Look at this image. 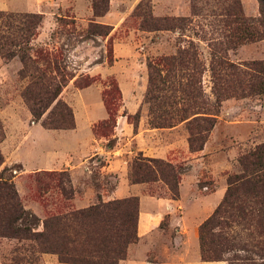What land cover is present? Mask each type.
<instances>
[{"label":"rangeland","instance_id":"obj_1","mask_svg":"<svg viewBox=\"0 0 264 264\" xmlns=\"http://www.w3.org/2000/svg\"><path fill=\"white\" fill-rule=\"evenodd\" d=\"M233 1L110 0L109 12L99 20L102 17H95L94 0H0V12L17 15L0 20V39L7 34L9 43L14 40L17 46H27L22 35L4 25L19 26L27 21L20 16L38 14L42 24L29 46L54 54L67 72L76 76L61 100L73 109L75 129L79 120L78 136L70 132L75 129H49L50 111L40 121L33 117L27 104V67L19 56L9 59L0 54V153L4 161L0 178L15 185L23 208L31 215L24 226L41 232L47 218L113 201L109 198L122 186L124 197L115 200L136 197L139 212L141 194L168 199L175 205L159 212L152 206L154 214L159 213L160 225L149 253L151 262L163 264L160 258H178L185 253L202 259L199 232L198 246L191 237L187 239L186 232L200 228L215 214L230 182L245 176L242 159L264 143V93L224 101L209 134L204 130L208 124L202 129L190 126L193 118L181 122L176 113L184 108L181 94L175 91L176 81L184 87L190 83L193 91L200 88L203 96L215 103L213 49L221 47L220 39L234 24V17L224 11ZM240 1L247 18L262 19L264 3ZM184 18H191L192 23L175 21ZM6 46L19 53L18 47ZM192 46L205 72L183 67L180 72L173 71L175 80L168 74L172 68L165 59ZM226 57L244 68L264 63V40L230 50ZM151 66L156 72L153 86ZM192 75L194 82L190 81ZM88 83L92 85L84 88ZM195 94L200 96L195 98L198 104L206 100ZM100 111L106 114L105 119L92 115ZM159 117L162 120L156 119ZM191 132H203L207 138L203 151H191ZM98 145L101 155L93 156ZM138 159L175 166L182 173L180 198L174 200L162 180L134 184L132 174ZM78 160L83 163L75 168ZM244 181L233 187V209L221 221L222 229L213 230L215 235L226 232L228 238L235 239L237 252L225 254V261L208 263L230 264L226 260L234 259L235 264H264V195L247 194L245 188L250 184L243 185ZM134 185L142 188L141 192L129 189ZM63 189L73 190L72 198ZM171 263L180 264L179 259ZM0 264L66 263L57 255L42 253L34 241L0 237Z\"/></svg>","mask_w":264,"mask_h":264},{"label":"trees","instance_id":"obj_2","mask_svg":"<svg viewBox=\"0 0 264 264\" xmlns=\"http://www.w3.org/2000/svg\"><path fill=\"white\" fill-rule=\"evenodd\" d=\"M259 1L264 3V0ZM109 8L110 0H94L95 17L106 15ZM193 11L195 12L194 16L199 15L196 13V6L194 5ZM224 11L234 17V24L232 28L228 25L231 30L220 39V42L217 40L221 47L213 49L211 68L215 79V103L205 95L203 96L200 88H198V92L197 90L193 91V86L190 83L184 87L183 83L176 81L177 87H175V91L181 94V103L184 107L176 112L180 116V121L185 122L193 118L188 122L189 125L201 129L205 126L204 124H208L204 129L206 134L213 130L215 116H218L224 101L231 98H248L264 93V63H252L245 65L244 68L242 65L230 62L226 57L230 50H235L250 42L264 40V8L262 9V19L247 18L240 0H234L233 5L225 8ZM16 16L0 12V20H11ZM20 17L27 19L22 25L14 26L9 22L5 25L2 23V25L8 31L22 35L20 38L24 43L27 42V46H17L14 40L9 43L11 38L5 34L0 39V54L9 59L19 56L25 68L27 67V79L29 80L27 104L36 120H42L50 111L46 124L49 129H75L73 109L61 100V95L76 76L69 74L67 68L54 54L44 49H34L29 46L41 27V16L26 14ZM32 18L38 19V22H33L34 19ZM175 21L192 23L191 18ZM175 28L170 27V29ZM164 29L170 30L158 28V30ZM8 44L12 45L11 47H18L19 53L8 48L9 46H6ZM222 46H227V49L223 50ZM26 47L27 53L25 52ZM20 52L26 54H20ZM223 52L226 53L225 56L222 55ZM198 57L196 47L192 46L191 49L180 51L178 56L165 59L166 65L172 68L168 74L170 76L173 74L176 80L173 71L180 72V68L183 67L192 69L194 73L196 70H200L204 74V64L197 59ZM150 69L151 85L153 86L156 72L154 73L152 66ZM160 78H162L161 83L164 82L161 74ZM190 81H195L194 75ZM91 85L92 83H88L84 88ZM195 92L205 97L206 100L198 104L195 98L200 96H197ZM156 119L162 120L161 117ZM202 133L193 134L191 132L189 144L192 152L204 150L207 138L203 137ZM144 162L151 163L152 166ZM241 163L245 176L230 182V189L223 204L199 228L203 262L225 261V254L237 252L235 239L228 238L226 232H220L219 235L213 233L216 227L222 229L221 221L226 218L229 209H233L231 201L233 187L239 181L245 180L243 185L248 186L250 184L245 188L247 194L252 192L254 195L259 193L264 195V143L248 157L243 158ZM3 164V156L0 153V168ZM65 173L63 172V174ZM132 175L134 184L162 180L168 185L173 199L178 200L180 198L182 173L172 164L159 160L138 159L134 163ZM62 191L66 196H69V199L74 194L73 190L67 192L63 189ZM30 216L21 204L15 185L0 178V237L2 238L34 241L38 243L42 253L57 255L60 261L66 264H119L120 261L127 258L129 246L139 241V200L136 197L101 202L87 209L71 212L66 216H51L44 221V229L41 232L24 226L26 220L28 224ZM226 261L235 264L234 259Z\"/></svg>","mask_w":264,"mask_h":264},{"label":"crops","instance_id":"obj_3","mask_svg":"<svg viewBox=\"0 0 264 264\" xmlns=\"http://www.w3.org/2000/svg\"><path fill=\"white\" fill-rule=\"evenodd\" d=\"M104 19V17L99 18ZM94 117L100 116L101 120L106 118V114L103 113L102 111L100 112H94L92 113ZM77 128L74 131H70L72 133L76 132V136L80 134L79 130V120L77 119ZM89 147V146H88ZM87 148V147H85ZM96 148V153L93 155H101L102 147L98 145ZM87 151V149H86ZM81 161H77L76 164L74 165L75 168H78L80 164H82ZM49 166H53L52 164H49ZM71 171V170H68ZM139 186L134 185L131 186L129 189L131 191H137L141 192L142 188H138ZM126 189H124L122 186H119L116 191L113 194V197L109 198L110 200H115V199H120L124 196H122V193H124ZM137 196L139 193L136 194ZM140 212H139V224H138V235H139V241L135 244H132L129 246V250L127 253V258L125 260L120 261L119 264H155L149 260V253L153 250L154 248V235L155 231L158 229L159 224V218L158 214H154L155 212L153 211L152 206L157 207V211L159 210H167L169 207H174L175 205L171 203L170 200L168 199H156L154 197H144V195H140ZM155 199V200H154ZM152 212L149 214H145L147 212ZM161 212V211H160ZM143 216V219L141 217ZM200 227V226H199ZM198 230V231H197ZM197 232H199V228H194L193 231L191 232H186L187 233V239L188 237L194 239L197 243L198 246V237H197ZM187 243V242H186ZM185 243V244H186ZM185 252L187 249H184ZM201 258V257H200ZM176 259H179L180 264H214V263H208V262H203L202 259H199V256L193 257V256H187V254H181L180 256H171L170 258L168 257L167 260H162L164 263L163 264H172L171 262H174Z\"/></svg>","mask_w":264,"mask_h":264}]
</instances>
